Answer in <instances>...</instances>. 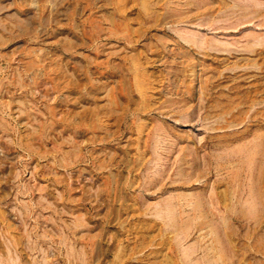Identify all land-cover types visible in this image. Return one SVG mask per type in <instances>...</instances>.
Returning a JSON list of instances; mask_svg holds the SVG:
<instances>
[{"label": "rangeland", "instance_id": "1", "mask_svg": "<svg viewBox=\"0 0 264 264\" xmlns=\"http://www.w3.org/2000/svg\"><path fill=\"white\" fill-rule=\"evenodd\" d=\"M0 264H264V0H0Z\"/></svg>", "mask_w": 264, "mask_h": 264}]
</instances>
